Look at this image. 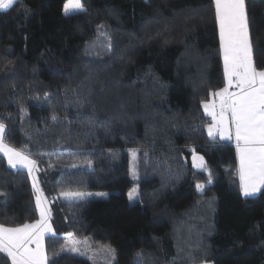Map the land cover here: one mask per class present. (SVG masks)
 Segmentation results:
<instances>
[{
    "label": "trees",
    "instance_id": "trees-1",
    "mask_svg": "<svg viewBox=\"0 0 264 264\" xmlns=\"http://www.w3.org/2000/svg\"><path fill=\"white\" fill-rule=\"evenodd\" d=\"M65 2L0 10V122L5 142L37 162L56 234L48 255L74 233L92 255L65 250L57 264H264V186L245 197L235 141L208 136L202 101L225 87L214 0H82L86 11L67 15ZM245 2L264 70V0ZM98 126L118 145L87 144ZM191 148L212 173L203 191L208 171L193 168ZM32 184L0 154V223L39 217ZM89 191L109 196L61 195ZM108 247L113 261L99 255Z\"/></svg>",
    "mask_w": 264,
    "mask_h": 264
},
{
    "label": "snow or ice",
    "instance_id": "snow-or-ice-1",
    "mask_svg": "<svg viewBox=\"0 0 264 264\" xmlns=\"http://www.w3.org/2000/svg\"><path fill=\"white\" fill-rule=\"evenodd\" d=\"M16 2L17 0H0V10H9ZM214 5L227 84L219 91L211 93L214 98H218V102L216 99L202 101L204 110L213 121L208 126V136L215 140L219 133L221 139H234L239 157L241 191L245 197H251L264 186V70L257 69L253 59L251 25L254 21L248 15L245 0H214ZM84 11L86 9L82 0H66L63 6L65 15ZM102 27L103 25L98 26V30ZM233 87L237 91H230ZM52 119L55 121L57 117L54 115ZM6 135L7 126L0 122V154L7 158V163L12 168L19 166L27 169L28 174L32 176L39 219L19 226H6L0 223V253L5 254L10 264H57V258L65 250L69 253L87 255L92 249L87 241L76 240L74 233L67 234L69 244L66 249H61V252L53 253L52 256L47 254L45 236L49 233L53 236L56 234L50 223L51 212L47 201L33 174L37 162L23 151L5 143ZM138 151L140 149L132 150L134 159ZM190 151L193 168L208 171L206 183H196V189L203 191L206 184L212 183V173L207 169L204 157L199 155L195 148H191ZM132 174L136 175L135 167ZM61 195L66 200L73 201L82 200L92 194L65 192ZM128 198L130 201H137L138 190L133 188L128 193ZM0 204H7V193H0ZM104 251L115 259L113 249L109 247ZM142 255V251L136 253L137 257Z\"/></svg>",
    "mask_w": 264,
    "mask_h": 264
},
{
    "label": "rangeland",
    "instance_id": "rangeland-1",
    "mask_svg": "<svg viewBox=\"0 0 264 264\" xmlns=\"http://www.w3.org/2000/svg\"><path fill=\"white\" fill-rule=\"evenodd\" d=\"M77 120H82V119H77ZM92 121H93V119H91L89 122H92ZM75 123H76V120H75ZM82 123H85V122H82ZM88 125L90 126L89 123H88ZM82 130H83V127H82ZM88 133H90V134L88 135V139H87L88 142H86V143L91 145V146L107 147V146H116V145H118V138L113 136V135L107 134L104 131V128L102 126H98L94 130L91 129V130H89ZM85 193H90L92 195H88V196H86L84 198H106V197L109 196L108 192H103V191H89V192H85ZM98 193H107L108 195H106V196L96 195ZM68 244H69V240L67 241L66 246ZM70 254L74 255L75 253H70ZM75 255H78V254H75ZM87 255L91 256L92 255V251L88 252ZM99 255L104 260H106V259L108 261H113L114 260L105 251H104L103 255H102V253H99Z\"/></svg>",
    "mask_w": 264,
    "mask_h": 264
},
{
    "label": "crops",
    "instance_id": "crops-1",
    "mask_svg": "<svg viewBox=\"0 0 264 264\" xmlns=\"http://www.w3.org/2000/svg\"><path fill=\"white\" fill-rule=\"evenodd\" d=\"M218 28H219V26H218ZM220 36V35H219ZM221 54H222V51H221ZM222 61H223V54H222ZM223 67H224V61H223ZM224 77H225V74H224ZM226 84H227V80H226V78H225V86H226ZM230 91H237V89L236 88H231L230 89ZM213 99H216L217 100V102H218V98H212L210 101H212ZM211 117V116H210ZM212 118V117H211ZM213 123V122H212ZM217 135H219V133H217ZM228 140V139H227ZM233 141H234V139H233ZM6 143V142H5ZM238 160H239V157H238ZM17 168H20L19 166L17 167ZM35 176H36V170L34 171V173H33ZM31 179H32V176H31ZM36 180H37V176H36ZM33 182V181H32ZM37 183H38V186H39V188H40V185H39V182H38V180H37ZM263 187V186H262ZM261 187V188H262ZM261 188L259 189V191L257 192V193H255L253 196H255V195H257L259 192H260V190H261ZM43 193V192H42ZM43 196H44V194H43ZM44 198L46 199V201H47V198H46V196H44ZM47 205H48V207H49V204H48V201H47ZM49 209H50V207H49ZM37 219H39V217L37 218ZM36 219V220H37ZM31 223V222H30ZM50 223H51V221H50ZM51 225H52V223H51ZM52 228L54 229V227H53V225H52ZM54 232H55V230H54ZM52 234L51 233H49V234H47L46 236H45V246H46V250H47V237L48 236H51ZM47 254H48V250H47ZM10 261V260H9ZM207 264H213V263H207Z\"/></svg>",
    "mask_w": 264,
    "mask_h": 264
}]
</instances>
